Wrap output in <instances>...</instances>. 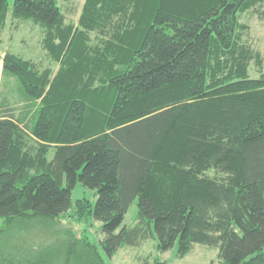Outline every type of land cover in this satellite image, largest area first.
Segmentation results:
<instances>
[{
    "label": "trees",
    "instance_id": "1",
    "mask_svg": "<svg viewBox=\"0 0 264 264\" xmlns=\"http://www.w3.org/2000/svg\"><path fill=\"white\" fill-rule=\"evenodd\" d=\"M264 0H85L78 22L57 0H14L42 27L49 59L3 52L0 0V264H107L67 229L28 244L16 223L59 221L80 182L96 190L76 219L102 221L108 257L157 238L161 251L219 249L221 264H264V72L241 17ZM138 202L134 226H124ZM156 264H164L158 261Z\"/></svg>",
    "mask_w": 264,
    "mask_h": 264
},
{
    "label": "rangeland",
    "instance_id": "2",
    "mask_svg": "<svg viewBox=\"0 0 264 264\" xmlns=\"http://www.w3.org/2000/svg\"><path fill=\"white\" fill-rule=\"evenodd\" d=\"M14 0H9L10 12L6 28L1 36V45L3 52L10 51L26 59H32L38 63L41 68L51 67L54 72L58 65L49 59L43 48L44 32L42 27L25 21H17L12 17V8ZM85 0H57L58 5L67 17V21L78 22ZM241 22L248 26L243 40L252 48L261 53L263 58L262 71L255 63L251 66V75L258 77L264 72V6L258 9H252L241 17ZM2 76L0 65V91L6 84ZM88 198L93 207L96 205L98 195L96 190L87 188L78 182L72 194V210L66 213L59 221L53 222H31L27 224L16 223L9 228L7 232L1 235L2 240L17 241L16 244L31 243L34 238L44 237H64L66 230L71 229L78 236H87L96 242L102 252L107 264H156L158 261L164 264H221L219 258V249L214 246L204 244H195L194 248L185 256H180L178 246L161 251L158 248L157 238L150 237L141 241L138 245L126 244L118 249L111 258L104 252L100 240L104 237L102 232V221L94 217H88L82 220L76 219L75 206L78 200ZM138 219V202L135 200L125 215L122 227H132ZM5 219L0 217V228L5 225ZM44 236V237H42Z\"/></svg>",
    "mask_w": 264,
    "mask_h": 264
}]
</instances>
